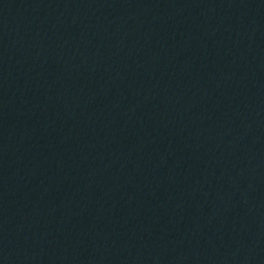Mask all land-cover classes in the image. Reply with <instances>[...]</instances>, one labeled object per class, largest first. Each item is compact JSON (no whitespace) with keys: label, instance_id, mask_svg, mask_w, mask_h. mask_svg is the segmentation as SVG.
I'll return each instance as SVG.
<instances>
[{"label":"water","instance_id":"95a60500","mask_svg":"<svg viewBox=\"0 0 264 264\" xmlns=\"http://www.w3.org/2000/svg\"><path fill=\"white\" fill-rule=\"evenodd\" d=\"M0 264H264V0H0Z\"/></svg>","mask_w":264,"mask_h":264}]
</instances>
